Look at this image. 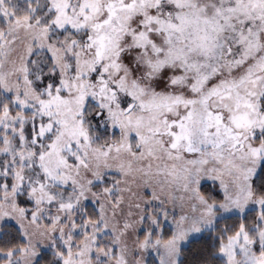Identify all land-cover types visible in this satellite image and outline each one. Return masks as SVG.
Here are the masks:
<instances>
[{
	"label": "snow or ice",
	"instance_id": "snow-or-ice-1",
	"mask_svg": "<svg viewBox=\"0 0 264 264\" xmlns=\"http://www.w3.org/2000/svg\"><path fill=\"white\" fill-rule=\"evenodd\" d=\"M0 264H264V0H0Z\"/></svg>",
	"mask_w": 264,
	"mask_h": 264
}]
</instances>
